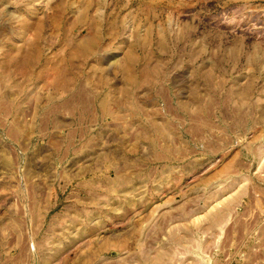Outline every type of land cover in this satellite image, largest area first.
<instances>
[{"label": "rangeland", "instance_id": "1", "mask_svg": "<svg viewBox=\"0 0 264 264\" xmlns=\"http://www.w3.org/2000/svg\"><path fill=\"white\" fill-rule=\"evenodd\" d=\"M236 160L264 0H0V264H240L202 234Z\"/></svg>", "mask_w": 264, "mask_h": 264}, {"label": "crops", "instance_id": "2", "mask_svg": "<svg viewBox=\"0 0 264 264\" xmlns=\"http://www.w3.org/2000/svg\"><path fill=\"white\" fill-rule=\"evenodd\" d=\"M93 108L89 107L90 116ZM234 164L239 176H235L233 194L211 208L215 215L202 218V234L213 236L216 230L219 239L225 237L222 251L243 254L240 264H264V171H258L259 166L236 165L237 160ZM230 168L227 165L225 172Z\"/></svg>", "mask_w": 264, "mask_h": 264}]
</instances>
